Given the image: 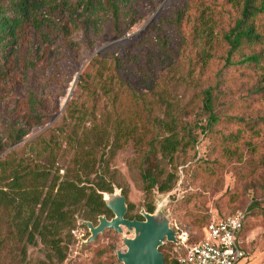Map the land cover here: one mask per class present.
Listing matches in <instances>:
<instances>
[{
    "label": "rangeland",
    "instance_id": "1",
    "mask_svg": "<svg viewBox=\"0 0 264 264\" xmlns=\"http://www.w3.org/2000/svg\"><path fill=\"white\" fill-rule=\"evenodd\" d=\"M9 1L0 0V6ZM180 1L132 0L129 27L120 37L114 36L109 15L99 14L97 2L94 8L65 11L64 34L54 19L42 21L37 31L31 28L5 63L0 56V163L42 171L45 178L38 185L44 201L65 180H76V153H93L94 171L111 186L105 194L120 192L126 198L125 218H137L149 204L153 211L164 204L170 227L181 228L189 244L201 239L208 221L246 210L241 245L249 264H264V122L255 123L264 117V94L254 91L259 71L241 63L255 53L264 64V45L229 57L224 36L233 29L241 3L200 0L202 7L186 10L174 25ZM256 27L264 32V15L256 18ZM205 91L211 92L213 113L220 119L213 126H207L203 109ZM237 118L255 123V132ZM120 119L139 122V145L114 143ZM169 127L178 137L194 135L195 148L178 152L173 164L159 156L143 163L147 142L167 135ZM18 129L25 137L8 146ZM143 169L161 170L162 180L170 174L171 190L146 192ZM6 182L0 173V190L6 191ZM41 211L39 204L36 213ZM87 212L81 206L72 209L68 222L48 237L59 243L63 261L36 237L34 245L4 243L0 264H121L116 252L125 251L123 239L133 234L124 227L122 234L105 230L82 245L89 237L81 223ZM10 215L0 207V239L8 232L3 218ZM104 216L110 220L113 214ZM97 218L89 221L97 225ZM160 252L170 259L180 253L166 242Z\"/></svg>",
    "mask_w": 264,
    "mask_h": 264
},
{
    "label": "trees",
    "instance_id": "2",
    "mask_svg": "<svg viewBox=\"0 0 264 264\" xmlns=\"http://www.w3.org/2000/svg\"><path fill=\"white\" fill-rule=\"evenodd\" d=\"M132 0H10L8 5L0 6V56L5 63L13 53L15 45L26 39L29 31L32 28L37 31L42 21L55 20L59 31L64 34L66 26L62 23V14L66 12L73 13L83 7L94 8L97 2V10L100 15L108 14L113 21L111 28L115 37H120L122 32L127 30L128 20V4ZM227 2L241 3L239 8L238 18L236 19L233 29L224 36L228 43V55L240 53L242 49L252 48L256 45H264V32H261L256 27V18L264 15V0H227ZM200 0H181L180 10L176 13L174 25L180 22L183 13L196 7H202ZM59 15L60 17H56ZM47 19V20H46ZM133 23V22H132ZM176 23V24H175ZM241 63L253 64L259 71V79L257 80L254 91L260 95L264 94V64L260 54L251 53L244 56ZM203 109L208 115L207 126H213L220 123L219 117L213 113L212 95L210 91H205ZM240 124H246L242 118L235 120ZM124 119L117 120L113 132V140L116 145L122 140V144L132 141L134 144H140V137L136 135L139 122ZM264 122L262 119L256 120L255 123ZM252 124H246V127L252 132L255 129ZM167 125V124H164ZM155 129L161 128V125L155 126ZM168 127V126H167ZM174 128L167 129V135L156 134L154 138L149 140L146 149L142 153V161L145 163L150 159L157 160V156L167 164H173L175 155L180 151L194 149L197 140L190 132H186L182 137L174 132ZM242 131V129H239ZM26 133L21 129L13 131L10 136L8 146H13L19 143ZM143 147H140L142 150ZM3 152V147L0 144V154ZM95 157L92 153L83 155L76 153L74 159V168L76 169V180H65L58 188L56 194L48 200L40 201L41 191L38 183L45 178L42 171L28 166H15L14 169L7 165L6 162L0 163V173L4 180L7 181L3 188L6 191L0 190V207L10 212L8 218L3 220L8 225V232L0 239V249L4 243L9 244H29L36 243V237L40 238L43 243H47L57 254L59 261L65 259L64 253L60 250V245L54 239H48L49 235L54 233L57 227L68 222L72 209L78 206L85 208L88 212L85 220L89 221L101 215L110 214L106 209L102 200L104 193L111 192V186L107 184L99 172L94 171ZM99 165L103 162V158L98 160ZM94 175L95 180H90V176ZM163 174L161 170H155L154 173L150 169H143L141 173L144 183V190L151 192L154 189L161 193H168L171 190L169 182L172 176L168 175V180H162ZM81 179L85 180V185H80ZM41 204L43 211L46 209V216L43 218V211L36 213V207ZM130 208L132 206H129ZM249 209H253L250 206ZM154 210L151 204L147 205L146 211L152 213ZM74 211V210H73ZM136 217L131 218L135 219ZM248 215L240 232L242 234ZM138 220H142L141 216H137ZM45 221V223H44ZM206 223L204 228L209 224ZM176 227L173 230L176 231ZM203 228V230H204ZM25 245L21 247V254L25 253ZM175 251H180L175 258H169L164 255V264H179L178 259L184 252L180 246H175Z\"/></svg>",
    "mask_w": 264,
    "mask_h": 264
},
{
    "label": "water",
    "instance_id": "3",
    "mask_svg": "<svg viewBox=\"0 0 264 264\" xmlns=\"http://www.w3.org/2000/svg\"><path fill=\"white\" fill-rule=\"evenodd\" d=\"M102 200L113 217L108 220L101 215L97 218V225L90 221H81L88 229L89 237L82 243L87 245L93 242L105 230L123 233V227L131 232V238H124L125 251H117L116 258L121 264H164L161 246L166 242L179 245L176 232L170 227L169 211L164 204L159 205L152 213L140 211L142 220L127 219L126 198L120 192L103 194Z\"/></svg>",
    "mask_w": 264,
    "mask_h": 264
},
{
    "label": "built area",
    "instance_id": "4",
    "mask_svg": "<svg viewBox=\"0 0 264 264\" xmlns=\"http://www.w3.org/2000/svg\"><path fill=\"white\" fill-rule=\"evenodd\" d=\"M245 218L246 210H241L221 220L212 219L204 228L201 239L193 244H189V236L176 227L178 246L184 250L178 263L249 264L240 235Z\"/></svg>",
    "mask_w": 264,
    "mask_h": 264
},
{
    "label": "flooded vegetation",
    "instance_id": "5",
    "mask_svg": "<svg viewBox=\"0 0 264 264\" xmlns=\"http://www.w3.org/2000/svg\"><path fill=\"white\" fill-rule=\"evenodd\" d=\"M137 220V219H136Z\"/></svg>",
    "mask_w": 264,
    "mask_h": 264
}]
</instances>
